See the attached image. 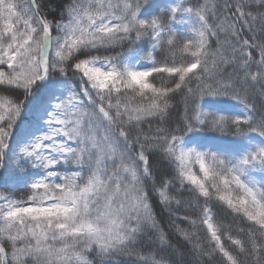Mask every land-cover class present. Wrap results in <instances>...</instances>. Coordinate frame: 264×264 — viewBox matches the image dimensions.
I'll use <instances>...</instances> for the list:
<instances>
[{
  "label": "snow or ice",
  "instance_id": "obj_1",
  "mask_svg": "<svg viewBox=\"0 0 264 264\" xmlns=\"http://www.w3.org/2000/svg\"><path fill=\"white\" fill-rule=\"evenodd\" d=\"M0 264H264V0H0Z\"/></svg>",
  "mask_w": 264,
  "mask_h": 264
}]
</instances>
